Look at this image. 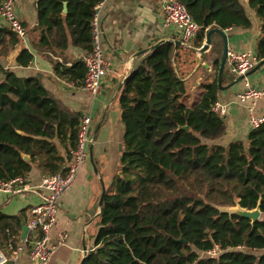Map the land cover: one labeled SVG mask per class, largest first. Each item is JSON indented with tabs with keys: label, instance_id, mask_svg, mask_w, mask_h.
Masks as SVG:
<instances>
[{
	"label": "trees",
	"instance_id": "obj_1",
	"mask_svg": "<svg viewBox=\"0 0 264 264\" xmlns=\"http://www.w3.org/2000/svg\"><path fill=\"white\" fill-rule=\"evenodd\" d=\"M104 1L38 0V25L32 32L39 34L40 48L63 52L70 36L75 47L89 53L95 8ZM177 1L201 26L195 48L203 46L210 30L252 28L241 0ZM247 4L260 22L256 54L262 62L264 0ZM20 45L19 37L0 27V57ZM223 49L222 38L213 34L201 61L213 65L214 75L192 103L186 75L197 65L196 53L184 46L160 45L123 82L118 105L124 148L111 183L115 190L109 187L103 195L84 264H264V124L246 142L219 143L227 124L211 107L220 92ZM33 57L22 48L15 62L28 67ZM56 66L59 75L81 85L86 73L82 60L71 68ZM0 70L5 75L0 82V180L27 177L33 165L46 175L63 172L67 158L58 145L69 158L77 144L79 114L70 113L40 79ZM227 75L225 70L222 86L230 83ZM186 126L189 131L181 129ZM259 201L263 217L254 225L214 207L252 210ZM26 221V210L13 216L0 212V251L6 256L21 243ZM217 246L220 256H208Z\"/></svg>",
	"mask_w": 264,
	"mask_h": 264
},
{
	"label": "crops",
	"instance_id": "obj_2",
	"mask_svg": "<svg viewBox=\"0 0 264 264\" xmlns=\"http://www.w3.org/2000/svg\"><path fill=\"white\" fill-rule=\"evenodd\" d=\"M37 1L14 0L16 13L27 27L28 36L21 40L22 45L14 52L0 57V68L22 79H40L50 94L72 114H79L81 117L83 114L93 112L92 134L95 142L90 147H93V150L79 171L72 188L63 196L57 225L51 232V241L57 249L49 264H81L84 257V240L88 251L93 246L96 234L93 224L101 212L99 204L103 191H106L109 183L111 185L119 171L120 155L124 148V126L120 121L121 113L118 105L121 85L139 61L152 51L135 58L138 52L149 50L161 41H165L164 44L174 45L182 40V36L175 28L165 27L161 0H105L102 2L100 24L104 42L103 50L105 60L110 63V69L104 79L101 95L93 101L84 90V79L79 85L78 81L73 82V79L59 75L56 66L59 63L66 68H71L87 53L75 47L70 36L68 48L63 52H51L40 48L39 34L32 32V29L38 25ZM241 2L252 22V28L224 30L228 47L229 50L236 52L256 53L260 38V22L253 12L248 11L247 0H245L247 6L243 0ZM0 27L7 28L2 19H0ZM194 43L195 40L190 44L191 48L198 49L194 47ZM33 44L37 45L36 49H33ZM22 48H27L34 56L28 67H20L15 62ZM195 61L197 65L195 68L192 67L193 72L186 75L192 93H196L199 86L212 78L215 71L213 65L203 63L201 56L197 53ZM202 69L207 70L208 77L202 75L196 83H191L190 80L195 78L198 72H203ZM1 72L0 70V82L5 80V75ZM227 77L230 83L224 87L235 81L229 74ZM249 81L255 87L264 88V65L250 73ZM242 89L243 84L238 83L219 92L218 101L227 106L228 110L227 117L224 119L227 130L219 141L225 146L233 141L246 142L251 132L249 119L252 116L264 117V98L254 102L242 101L238 98ZM58 149L67 158L66 166L74 149L69 158L64 148L58 145ZM46 176L48 175L33 165L31 172L25 178L31 186H37ZM38 203L39 199L35 195L22 198L0 193V212L13 216L26 210V225L30 218L31 207ZM16 264L33 263L27 251H24Z\"/></svg>",
	"mask_w": 264,
	"mask_h": 264
},
{
	"label": "built area",
	"instance_id": "obj_3",
	"mask_svg": "<svg viewBox=\"0 0 264 264\" xmlns=\"http://www.w3.org/2000/svg\"><path fill=\"white\" fill-rule=\"evenodd\" d=\"M161 3L165 27L178 30L182 36L181 42L186 47H191L190 44L196 39L201 26L195 22L187 8L179 1L161 0ZM101 4L95 8L91 22L92 49L82 59L86 69L84 90L92 97L93 101H96L101 95L104 79L110 69V63L104 58V42L100 24ZM0 19L4 20L10 32L21 40L26 39L28 29L16 13L14 0H4L0 4ZM259 63L260 60L254 52L228 50L226 70L234 80L243 78L241 81L243 89L238 94V98L242 101L254 102L264 98V88L255 87L249 81V74ZM211 111L221 119L227 117V106L219 101L213 104ZM93 121V112L83 114L80 117L77 144L63 172L44 177L37 186H31L22 176L11 180H0V193L2 194L22 198L35 195L39 199V203L31 207L30 210L27 239H21V243L9 257L0 251V264H16L24 251H27L33 264H49L52 261L57 246L51 241V232L57 225L61 200L72 188L79 171L91 152ZM249 123L251 131L256 130L264 124V117L252 116ZM221 253L222 251L217 246L207 255L219 257Z\"/></svg>",
	"mask_w": 264,
	"mask_h": 264
},
{
	"label": "water",
	"instance_id": "obj_4",
	"mask_svg": "<svg viewBox=\"0 0 264 264\" xmlns=\"http://www.w3.org/2000/svg\"><path fill=\"white\" fill-rule=\"evenodd\" d=\"M64 13H67V4L64 5ZM213 34H218L222 38V41H223V44H224V49H223V52H222V58H221L220 69H219L218 84H219L220 90L225 91V90L231 88L232 86L240 83L243 80V78H238L235 81H233L230 85H228L226 87L222 86V81H223V78L225 76V70H226L227 53H228V50H229L228 39H227V36H226L225 32L223 30H220V29L210 30L208 32V34L206 35L205 43L203 44V46L200 49H194V48H191V47H188V48H190L193 51H195L199 56L207 53L211 49L212 35ZM164 43H165V41H161L157 45L151 47L149 50H144V51L138 52L135 55V58L147 53L148 51H154L155 49H157L160 45H162ZM174 45H175V47H177V46L186 47V45L183 44L181 41H177ZM263 65H264V60L257 65V67L253 70V72L257 71L258 69H260ZM121 87H122V85H121ZM181 129H184L186 131L190 130V128L188 126L183 127ZM96 134H97V132H96ZM93 142H95V139H93ZM92 150H93V147L91 148L90 151L92 152ZM24 159L26 161H28L29 157L28 156H24ZM104 194H105V190L103 191V195ZM102 200H103V196L101 197V201H100V204H99L100 207L102 206ZM260 205L261 204H260V201H259L258 204H257V207L255 209H252V210H249V209H246V208H242L240 205L225 206V207L214 206V207L217 208L221 213L228 214L230 216L237 215V216H239V217H241L243 219H247V220H249L251 222L252 225H254L257 222H259L261 220V218L263 217V213L261 212ZM28 234H29L28 226L26 225L25 222H23L21 239L22 240H26ZM180 241L184 242V240H182V239ZM83 249H84V257H83V259L81 261V264H84V261L86 259L87 254H88V248H87L85 240L83 242Z\"/></svg>",
	"mask_w": 264,
	"mask_h": 264
},
{
	"label": "rangeland",
	"instance_id": "obj_5",
	"mask_svg": "<svg viewBox=\"0 0 264 264\" xmlns=\"http://www.w3.org/2000/svg\"><path fill=\"white\" fill-rule=\"evenodd\" d=\"M244 1V3H245V5L247 6V4H246V2H245V0H243ZM247 8H248V11L249 12H253L254 14H255V12L253 11V10H251V9H249V7L247 6ZM255 17H256V15H255ZM1 73H3V72H1ZM1 75V74H0ZM3 75H4V73H3ZM203 75V72H198L197 74H196V76H195V78H193V79H191L190 80V82L191 83H196L197 81H198V78L200 77V76H202ZM207 78H205V80H206ZM241 83V82H240ZM200 89H201V86H199V88L196 90L197 92L196 93H191V98H190V103H192V102H194V98L196 99L197 97H199L200 96V94L201 93H199V91H200ZM112 183V182H111ZM111 188V189H114L115 190V187L114 186H111L110 185V183H109V185H108V188Z\"/></svg>",
	"mask_w": 264,
	"mask_h": 264
}]
</instances>
